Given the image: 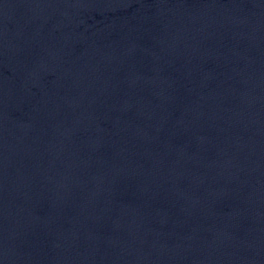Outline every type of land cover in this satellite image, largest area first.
<instances>
[{
	"label": "water",
	"instance_id": "95a60500",
	"mask_svg": "<svg viewBox=\"0 0 264 264\" xmlns=\"http://www.w3.org/2000/svg\"><path fill=\"white\" fill-rule=\"evenodd\" d=\"M0 264H264V0H0Z\"/></svg>",
	"mask_w": 264,
	"mask_h": 264
}]
</instances>
